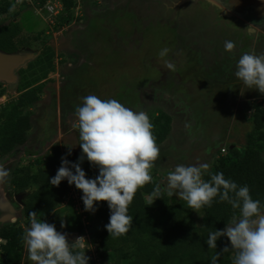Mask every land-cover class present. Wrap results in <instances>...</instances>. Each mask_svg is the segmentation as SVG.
<instances>
[{"label": "rangeland", "instance_id": "obj_1", "mask_svg": "<svg viewBox=\"0 0 264 264\" xmlns=\"http://www.w3.org/2000/svg\"><path fill=\"white\" fill-rule=\"evenodd\" d=\"M56 1L41 2L39 7L37 5L40 1L38 3L31 0L23 6V0L19 4L14 0L16 7L15 11L11 12L12 15L0 17V28L10 24H20L21 36L28 42V49L22 51L32 56V60L26 67L17 70L18 83L0 82L2 85L0 93L2 90L5 91V94L0 96V108L20 96L19 86L22 83L20 71L28 69L30 63L45 56L47 47L55 52L54 73L39 83L43 86V93L40 101L31 108L32 129L26 144L18 147L13 156L0 161L11 174L20 163L28 165L51 152L52 137L48 132H44L46 127L54 131L52 135L60 132L58 138L61 137L59 145L62 147L63 155H67L69 151L77 153L82 150L79 147L81 141L78 120L77 117L74 118L75 111L73 112L74 121L67 124L65 121L71 117L64 116V107L67 110L74 100L79 99L83 102V98L90 94L97 95L101 99H117L134 111H145L149 117L159 111L168 112L173 116L171 133L164 141L165 143L159 146L160 159L156 161V166L151 171L152 175L155 174L153 180L155 179L154 181L162 187L167 184V174L174 171L178 164L189 165L199 160L201 163H207L211 172L214 170L216 159L223 156V148L228 152L234 143L242 149L247 146V134L253 128L252 123L247 119V113L236 116L237 119L234 121L231 119L230 125L227 122L223 137L221 131L213 130L208 134L207 125L211 116H189L188 113H192V109L199 107L197 102L192 104L188 101L186 107L181 105L183 109L178 104L180 98L190 92L192 86L188 85L187 90L184 84L177 85L174 81L179 80V77L180 80L183 78L181 75L183 67L189 70L194 50L197 47L200 48L198 43H214L216 34L219 36L220 33H227L229 35L227 40L238 43L235 38H231L235 36L233 35L235 31L229 29V27L233 28V23H227L222 25L226 27L220 28L218 26L220 21L216 18L211 19L206 8L203 7L205 1L188 5V3L182 4L183 0H177L178 2H175L176 0H102L104 4H97L95 7L93 0H72L73 5L69 10H66L62 0ZM254 1L262 2V0ZM51 3L54 6L58 5V10L50 13L53 17L48 15L47 9L44 10L49 8ZM218 5L221 10L211 6L225 11V14L232 15L234 12L237 16L244 18L237 11L230 12L223 3ZM112 9L117 10V13H113ZM128 10L133 18H122L124 14L127 15ZM60 14L66 15L69 19L63 22ZM82 17H85L86 21H83ZM116 20L123 26H117ZM241 21L248 26L252 25L246 19ZM127 25L133 28L129 34V29L125 32ZM68 43H72V45L69 44L70 50L66 47ZM191 45L195 46L194 50L186 52ZM165 47L170 51L166 57L161 58L159 52ZM147 49H149L148 52H146ZM15 53H21V51ZM165 60H173L176 70L170 71L165 66ZM155 72L159 73L160 79L163 80L158 84H151ZM169 75H171L172 83L170 89L165 92ZM140 94L142 97L139 99L137 97ZM128 97L131 99H127ZM227 118L225 117V120H229V116ZM212 126H215V123ZM65 128L67 132L64 137ZM9 183L0 186V203L2 204ZM169 198L173 203L183 201L175 195ZM0 207L1 211L7 214L4 206L0 205ZM13 214L11 219L22 218V212ZM4 215L0 217L1 225L12 221L5 220ZM194 219L199 225L201 224L200 211L194 213ZM59 220L67 226V233L85 234L87 244L91 246L88 252L90 250V254H96L95 246L91 242L93 240L90 241V231L84 229V233L78 232L74 212L66 209ZM96 259L90 264H98V257ZM111 260L116 259L111 256Z\"/></svg>", "mask_w": 264, "mask_h": 264}, {"label": "trees", "instance_id": "obj_2", "mask_svg": "<svg viewBox=\"0 0 264 264\" xmlns=\"http://www.w3.org/2000/svg\"><path fill=\"white\" fill-rule=\"evenodd\" d=\"M13 1L0 0V17L12 15L8 9L14 4ZM35 1H40L41 5V2L46 3L48 0ZM62 1L66 10L71 9L72 0ZM22 4L24 6L26 1L23 0ZM64 14L60 16L63 22L69 19ZM0 49L7 53L28 49L27 39L21 36L20 24L0 28ZM46 51L45 56L30 63L28 69L20 71V96L0 108V161L13 156L16 149L27 142L32 129L31 108L40 101L43 93V86L39 83L55 70V52L49 47ZM4 92L2 90L0 96ZM150 119L154 124L156 142L161 145L171 133L173 117L159 111L158 115L155 113ZM251 120L254 128L248 135L244 151L237 147L229 148L225 156L215 161L214 170L210 173L222 172L226 179L233 180L238 186L247 185L252 198L260 200L264 205V106H256ZM68 153L65 157L70 163H75L82 150L71 155ZM62 157L61 146L56 145L44 158L28 165L20 164L12 172L10 184L18 191L28 190L29 196L22 221L6 224L0 230V264H22L26 247L22 240L26 231L23 223L30 227V212H36L40 220L54 224L57 231L61 230L60 215L66 209L72 211V208H58L70 192V187L67 180L62 181L58 187L52 186L50 180L61 166ZM81 167L86 178L94 179L99 174L98 168L92 167L86 158ZM204 179L208 180L210 176L207 174ZM154 180L138 189L128 209V214L133 217V227L120 238L110 237L105 228L110 218L107 202L97 203L95 213L87 212L90 225L86 230L90 231L93 242L99 243V248L103 251L102 264H211V256L226 245L230 246V241L221 237L217 241V249H209L206 243L208 232L210 229L225 228L234 214L231 205L221 203L217 198L212 207L200 210L202 219L199 225L194 219L195 211L188 208L185 201L173 203L165 194L163 198L153 202L151 193L155 185L159 184ZM75 216L78 232L84 233L85 227L80 217L77 214ZM111 256L116 260H111ZM233 256L231 250L223 253L218 264H232ZM90 259L89 264L92 263Z\"/></svg>", "mask_w": 264, "mask_h": 264}, {"label": "clouds", "instance_id": "obj_3", "mask_svg": "<svg viewBox=\"0 0 264 264\" xmlns=\"http://www.w3.org/2000/svg\"><path fill=\"white\" fill-rule=\"evenodd\" d=\"M49 1L52 0L46 3ZM93 1L100 4V0ZM16 3H22V0H16ZM37 6L40 7V4ZM15 7L13 4L8 9L9 13L15 11ZM251 28L252 25L247 29ZM236 49V42H224L225 52L235 54ZM169 51L165 47L159 56L164 58ZM165 66L170 71L176 70L175 63L169 60H165ZM234 75L244 87L264 95V54L242 53ZM77 101L75 115L82 154L75 163L62 157L61 166L51 178L50 184L58 187L62 181L67 180L70 189L74 185L83 193L85 211L90 213H95L97 203L107 202L110 218L105 228L110 237L120 238L133 227V217L128 214V209L138 189L153 183L151 171L160 159L154 124L145 111H134L117 99H101L90 94L83 98V102L79 99ZM227 153L223 149V156ZM68 155H71V151ZM85 158L92 167L99 170L94 179L86 178L81 167ZM209 169L207 163L199 160L189 165L178 164L174 171L167 174L165 186L155 185L151 193L153 202L165 194L169 197L175 195L197 213L205 207H212L217 198L221 203L227 202L233 209L232 218L223 230L210 229L206 243L209 249H217V241L226 237L230 246L226 245L212 255L211 264H218L221 255L230 250L234 253L232 264H264V205L260 200L252 198L247 185L238 186L233 180L226 179L222 172L212 174ZM205 174L210 179L205 180ZM10 175V170L0 163V186L10 182ZM72 211L77 214L73 208ZM29 220L30 227L22 240L32 264H89L91 256L88 249L91 246L84 237H78L74 243H70L67 233L57 231L54 224L40 220L36 212L29 213ZM64 226L62 222L61 227ZM92 244L99 245L93 241ZM99 247L97 254L101 264L103 251Z\"/></svg>", "mask_w": 264, "mask_h": 264}, {"label": "crops", "instance_id": "obj_4", "mask_svg": "<svg viewBox=\"0 0 264 264\" xmlns=\"http://www.w3.org/2000/svg\"><path fill=\"white\" fill-rule=\"evenodd\" d=\"M92 2L95 3L94 1H92ZM99 3H100V5L104 4V2L102 0H100ZM95 7H97V1L95 3ZM100 9L102 10V7H100ZM113 10L114 9H112V11ZM117 10H120V9L117 8ZM117 10L113 11V13H117ZM130 14H132V13L128 10L127 15L124 14L122 16V18H126V19L127 18H133ZM40 15H43V14H40ZM82 18H83V21H86V18H84V17H82ZM122 18H120V19H122ZM116 24H117V26H123V24L118 22L117 20H116ZM131 28H132L131 25L130 26L127 25L125 32L127 29H129L130 31H128V34L131 33L133 30V28L132 29ZM251 31L255 32V34H256V28L254 29L252 27ZM136 35H140V34L136 33ZM233 35H235V36H231V38H235L236 41H238V43H236L237 49L235 50V54H229V53L225 52V50H224V42L227 41L226 38L229 36V35H227V33H220L219 36H218V34H216L217 38L213 41L214 43H209V42L198 43L200 48L197 47L195 50H194L195 46L191 45L190 49H186V52H188L190 50H194V52H195L194 55L192 56L191 60H190L189 70H188V68L183 67L182 68L183 74L181 71V75L183 78L180 80V77H179V80L176 79L177 81L176 82L174 81V84H177V85L184 84L186 89H187L188 85L192 86V89H190V92L187 91L188 93L184 94L180 98V101L178 103L180 105V107H181V105L186 107L188 101H191L192 104L194 102H197L199 104V107L192 109L193 112L188 113L189 116H193V115H200L201 117L211 116L210 121H208V125H207L209 127L208 134L210 131H213V130H215L217 132L221 131L223 137L225 136L224 133L226 132L225 131L223 133V131L225 129H227L226 126L228 124L229 125L232 124L231 119H232V121H234L235 119H237L236 116L244 115V112H245L248 114L247 115L248 121L251 122L252 126H253V122H252L251 118L253 117L256 106L259 104L264 106V95L260 94L256 90H251V89H248L247 87H244L243 84L240 81H238L234 75V73L236 71V64L238 62L239 56L242 53H244V52H255L257 55L264 54V46H260L259 44L256 46V37L257 36H250L249 37L250 41H248V39H247L248 37L245 36L244 32H239V33H236ZM169 58H170V55H169ZM51 74H53V73H51ZM170 80H171V78L169 79V77H168L167 83L165 84L166 85L165 92L168 91V89H170V87H171L172 80L171 81ZM142 95H143V93H142ZM142 95H139L137 98L140 99V97H142ZM127 99H131V98L128 97ZM184 102H185V104H184ZM74 105L75 104H72L71 107L72 108L74 107L76 109L77 107H76V105L75 106ZM73 112H74V110H72L69 106L67 108V111H66L67 115H64L65 117H69V116L71 117L65 121L67 124H69V123L71 124L74 121ZM158 113L159 112H157L156 114L158 115ZM167 114L171 115L168 112H167ZM228 116H229L230 121L225 120V117H226V119H228L227 118ZM74 118H76V116ZM227 122H228V124H227ZM214 123H215V126H212ZM66 128H65V132L63 134L64 137L66 136V132H67ZM253 128H252V131H253ZM68 131H69V129H68ZM44 132H48V134H50L52 137V142L50 143V147H54V146L60 144L59 142L61 141V137L58 138V135L60 134L59 131H58V134L56 132L54 135H52L54 131L50 127H46L44 129ZM251 132H249V134ZM249 134H247V135H249ZM247 138H248V136H247ZM64 143H65V140H64ZM163 144H161L159 146H162ZM236 147L242 151H244V149L246 148V147H244V149H242L241 147L236 146L234 143V145H232L230 147V149H234ZM223 149H225V148H223ZM65 156L66 155H63V157H65ZM24 165H26V164H24ZM9 185L12 187L13 190H15L17 192H21V190L18 191L10 183H9ZM73 186L74 185H72V188H73ZM28 196H29V194H28ZM70 196H71V189H70V192L65 196V198L70 197ZM65 198L63 199V201H62V203L58 209L64 208L63 203H64ZM27 200H28V197L25 201V205H22L21 210L18 211V210L11 209L9 207L10 205H8L9 203H8L7 199L5 198L4 203L3 204L0 203V205L4 206V208L6 209V213L7 214L9 213L8 215L6 214L5 220L6 219L12 220L10 223H16L17 221H19L16 217L11 219L12 213L17 214V212H22V215H23V211L27 205ZM7 208H9V210ZM21 217H23V216H21ZM20 220L22 221V218ZM3 226H4V224H2V225L0 224V230ZM23 227L26 230L29 228L24 223H23ZM60 229L61 230H58V231H60L62 233H67L68 228L66 225L63 228L61 227ZM75 235H80V234L70 233V232L67 233V238H68L70 243H74L76 241L75 238H73L72 240H70V238H69V237H73ZM85 254L87 255L88 253H85ZM89 258H91V257H89ZM22 264H32V262L29 261V259H28L27 247H25L24 258H23Z\"/></svg>", "mask_w": 264, "mask_h": 264}, {"label": "flooded vegetation", "instance_id": "obj_5", "mask_svg": "<svg viewBox=\"0 0 264 264\" xmlns=\"http://www.w3.org/2000/svg\"><path fill=\"white\" fill-rule=\"evenodd\" d=\"M180 1V0H178ZM176 0V2H178ZM205 0H196L194 3L188 4V5H193L195 3H202ZM217 1V3H223L225 5V7L227 9H229V11L231 12V10L233 11H237L240 14H242V16L244 18H241L239 16H237L234 12H232V15L230 13H226L223 14V11H220L214 7H212L208 2L205 1V4H203V7L206 8L208 15L210 16L211 19H215L222 22L218 24V26H220V28H224L222 27V25L225 24H229V23H233V28H230L231 30H234L235 32L233 34H236V32H244L245 36H247L248 41H250L249 37L250 36H257L256 37V46L259 44L260 46H264V33H260L261 31H264V0H262V2L260 1H254V0H215ZM236 16V17H232V16ZM246 19L248 21H250V23L252 24V27H256V34L255 32H252L251 30H248L247 28L249 27L248 24L244 23L241 21V19ZM241 22V23H240ZM228 29V28H227ZM252 29V28H251ZM70 38V37H69ZM69 44L72 45V43H68L66 44L67 49L70 50V46ZM75 44V43H74ZM149 49L146 50V52H148ZM175 60V59H174ZM171 62H174L173 60H170ZM153 78V82L151 84H158V82H161V80H163L162 78L160 79L161 75L155 72V74L152 76ZM171 75H169V79H170ZM158 79V81H156ZM156 81V82H155ZM76 100H74L69 106L72 110L75 111V108L71 107L72 104L76 105ZM74 105V106H75ZM64 111L66 114L65 107H64ZM28 190L25 191H21V192H17L15 190L12 189V187L10 185L7 186V193H5V198L8 201V205H10L9 207L13 210H21L22 205H25V201L28 197ZM0 217H2L5 213L1 211V207H0ZM9 214V213H8ZM7 214V215H8ZM6 216V214L4 215Z\"/></svg>", "mask_w": 264, "mask_h": 264}, {"label": "water", "instance_id": "obj_6", "mask_svg": "<svg viewBox=\"0 0 264 264\" xmlns=\"http://www.w3.org/2000/svg\"><path fill=\"white\" fill-rule=\"evenodd\" d=\"M196 0H183L182 4L192 3ZM212 6L221 10V7L214 2V0H205ZM225 11H223V14ZM32 60V56H29L27 52L21 51V53H7L0 49V82H6L10 84H16L19 82V78L16 74L17 70L21 67H26L28 62ZM70 240L73 237H69Z\"/></svg>", "mask_w": 264, "mask_h": 264}, {"label": "built area", "instance_id": "obj_7", "mask_svg": "<svg viewBox=\"0 0 264 264\" xmlns=\"http://www.w3.org/2000/svg\"><path fill=\"white\" fill-rule=\"evenodd\" d=\"M26 1L30 2L31 0H26ZM57 6L58 5H56V6L50 5V7L46 8V9L49 11V14H50V13H53V12L58 10ZM50 16L53 17L52 14H50ZM71 188H72V185H71ZM82 195L83 194H81L76 188L73 187L71 189V196L65 198L64 203H63V207H71V208H73L75 210V212L77 213V215L80 217L82 225L84 227L88 228L89 225H90V221L88 219V213H87V211H85V208H84V204H83V201H82ZM78 237L86 238L85 235H76L75 239H77ZM91 239L92 238L90 236V241H91ZM86 242H87V240H86ZM93 246H95L96 254L95 255L90 254V256L93 257L94 259H96L98 257L97 250H98L99 245L98 244H93ZM98 264H100V262H98Z\"/></svg>", "mask_w": 264, "mask_h": 264}, {"label": "bare ground", "instance_id": "obj_8", "mask_svg": "<svg viewBox=\"0 0 264 264\" xmlns=\"http://www.w3.org/2000/svg\"><path fill=\"white\" fill-rule=\"evenodd\" d=\"M181 21V20H180ZM143 95H145L144 93H143ZM139 96V95H138ZM149 109V108H148Z\"/></svg>", "mask_w": 264, "mask_h": 264}]
</instances>
